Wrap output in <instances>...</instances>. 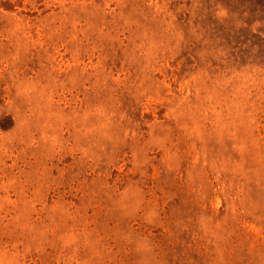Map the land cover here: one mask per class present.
<instances>
[{
  "label": "rangeland",
  "instance_id": "1",
  "mask_svg": "<svg viewBox=\"0 0 264 264\" xmlns=\"http://www.w3.org/2000/svg\"><path fill=\"white\" fill-rule=\"evenodd\" d=\"M0 264H264V0H0Z\"/></svg>",
  "mask_w": 264,
  "mask_h": 264
}]
</instances>
